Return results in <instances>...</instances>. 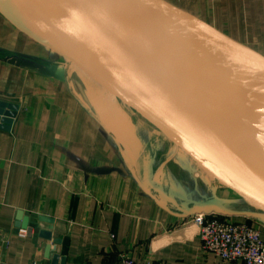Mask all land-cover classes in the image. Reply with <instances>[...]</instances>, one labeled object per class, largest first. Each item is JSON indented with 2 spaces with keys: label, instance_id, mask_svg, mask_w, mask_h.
Wrapping results in <instances>:
<instances>
[{
  "label": "crops",
  "instance_id": "0c3cea01",
  "mask_svg": "<svg viewBox=\"0 0 264 264\" xmlns=\"http://www.w3.org/2000/svg\"><path fill=\"white\" fill-rule=\"evenodd\" d=\"M156 1L180 9L201 34L214 36L213 27L264 56V0ZM13 55L61 67L63 76L11 64ZM0 100L19 107L11 130L0 128V264H113L123 252L141 264H244L202 249V215L212 212L248 222L264 238V217L220 210L252 208L92 73L2 11Z\"/></svg>",
  "mask_w": 264,
  "mask_h": 264
},
{
  "label": "water",
  "instance_id": "95a60500",
  "mask_svg": "<svg viewBox=\"0 0 264 264\" xmlns=\"http://www.w3.org/2000/svg\"><path fill=\"white\" fill-rule=\"evenodd\" d=\"M162 3L175 14H182L172 4L165 1ZM108 7L116 9L114 6ZM0 11L19 26L47 40L65 56L92 73L182 147L210 175L225 183L229 189L234 186L238 192L233 193L245 196V201L252 208L234 211L219 204L220 210L231 214L264 217V151L257 139H263L264 136L246 138L235 133L233 128L242 124L236 122L239 121L238 117L236 121L233 119L235 114L231 111L234 103L230 99L231 92L216 89L217 86L200 84L199 81L196 82L197 79L194 80L195 74L182 71L171 62L154 58L148 53V47L139 46L141 42L138 36L132 35L116 22V15L111 17L118 25L101 16L94 8H87V16L75 9L69 16H60V6L48 0H2ZM209 28L213 30L215 37L226 41L228 49H246L250 59L254 57L259 60L258 66L264 72L262 54L213 27ZM172 40L185 43H175V48H185L187 42H192L189 37L184 36ZM164 41L170 46L174 44L165 38L160 40L162 43ZM195 48L204 49L203 52L210 57V47L207 44H199ZM233 56L238 64L244 65L240 63L241 56ZM218 57L219 55L215 58ZM8 62L44 74L63 76L61 67L43 64L27 55H13L8 58ZM204 93L211 99L202 100L200 97ZM18 108L16 104L0 100L1 129L11 130ZM209 210L211 208L206 206L193 209V213ZM29 222L28 217L24 220L23 227L29 228ZM45 237L51 238V235L46 232ZM56 257L57 255L55 259Z\"/></svg>",
  "mask_w": 264,
  "mask_h": 264
},
{
  "label": "rangeland",
  "instance_id": "374dc122",
  "mask_svg": "<svg viewBox=\"0 0 264 264\" xmlns=\"http://www.w3.org/2000/svg\"><path fill=\"white\" fill-rule=\"evenodd\" d=\"M109 5L112 7H116L117 10L113 8L110 9L108 6L104 8H93L98 11L101 16L105 17L113 23L117 22L132 35L135 34L136 36H138V39L142 44H139V46L144 47L145 45L146 48L148 47V50L150 52H153L160 56L163 61H166L168 63L171 62L174 66L180 68L182 71H188L192 74H195L196 76H194V80L197 79L196 82L199 81L200 84H203L205 86H217L218 88L216 87V89L227 90V92H231L232 96L230 99L239 105L238 108L240 110H243V112H241V116H239V114L237 115L238 119L240 121L242 118L246 119V124L249 125L253 130L255 129L254 123L250 119L249 115L247 117L246 114V101L248 102V105L249 103H251L248 109L252 110V114H254L253 117L258 120L260 126L264 127V99L259 101L258 103H255V100H253L252 98L259 100L261 97L259 98L250 95L255 91L253 87L256 84H262V86L264 85V77H262L260 71H257L254 66H251L248 63H246V66L238 64V61H236L233 55L241 57L243 55H239L235 51H232V49H228V47H226V41L213 36V33L209 31L206 32L204 28L203 29L205 33L201 34L199 31H201L200 29L202 27L196 24L193 19H186L184 16L172 14L173 12H168L167 8L164 5H161V3L156 0H113V2ZM111 15L117 16L116 22L113 20ZM162 31L166 32V36L168 38L171 37V39H179V37L181 38L184 36L189 37L192 42H187V46H185V48L172 47L165 41L163 43L160 42V40L165 37V35L164 37L162 36ZM145 32L147 34H145ZM180 42L174 43H178L180 45L185 44ZM199 44H207L210 47V57L205 52H202V49L195 48ZM217 55H219V57L215 58L217 57ZM218 59L219 67L218 69H216L217 67H214V63L216 60L218 61ZM250 61L254 62L253 64L257 65L258 67L259 60L257 58L253 57L252 59H250ZM226 68L229 70V74H225L221 79H218L217 73L219 71L217 70H225ZM245 72L246 74H244ZM248 73L254 75L255 77L250 79L248 77ZM244 79L246 80V83L242 81ZM254 132H256V130H254ZM257 139L260 141V145H262L261 148L264 151V138L262 139L261 137H258ZM221 183L222 182H220V184ZM222 184L225 185V183ZM229 191L231 193L238 192V190L234 186H230ZM226 193L229 194L228 191ZM233 195L236 196L235 193ZM237 197L245 201V196ZM246 199H248V197H246ZM247 204L248 203L246 202V205ZM222 205L231 210L240 211L242 210L240 209V207H242L243 204L241 205L237 203L235 208H230L234 207L232 205Z\"/></svg>",
  "mask_w": 264,
  "mask_h": 264
},
{
  "label": "built area",
  "instance_id": "2783aa9c",
  "mask_svg": "<svg viewBox=\"0 0 264 264\" xmlns=\"http://www.w3.org/2000/svg\"><path fill=\"white\" fill-rule=\"evenodd\" d=\"M27 230L20 232L26 235ZM202 249L229 261L264 264V238L260 229L248 222H235L221 213L202 215L200 228ZM113 264H141L123 252Z\"/></svg>",
  "mask_w": 264,
  "mask_h": 264
},
{
  "label": "bare ground",
  "instance_id": "6f19581e",
  "mask_svg": "<svg viewBox=\"0 0 264 264\" xmlns=\"http://www.w3.org/2000/svg\"><path fill=\"white\" fill-rule=\"evenodd\" d=\"M161 31V30H160ZM162 36L164 37V35H165V37L164 38H166V40H172L171 39V37L170 38H168L166 35V32L165 31H162ZM145 34H147L146 32H145ZM151 35V34H150ZM169 35H171V34H169ZM147 36H149V35H147ZM155 37V36H154ZM151 38V37H150ZM173 38V37H172ZM153 39V38H152ZM155 39V38H154ZM158 39V38H157ZM152 41V40H151ZM177 41V40H176ZM173 42V41H172ZM178 42H180V41H178ZM156 43H158V42H156ZM181 43V42H180ZM178 44V43H177ZM177 44H171L172 46H174V47H176V45ZM182 45V44H181ZM212 48V47H211ZM204 51V49L202 50V52ZM218 51V50H217ZM234 51L237 53V54H239V55H244V58H246V59H248L249 61V64L251 65V66H254V68L257 70V71H261V74H262V77H264V72H262L263 71V69L262 68H260L259 66L257 67V65H254L253 63H251V61H250V55L247 53L246 54V49H240V48H235L234 49ZM148 53L149 54H151L152 56H154V58H156L157 60H159V61H162V58H160V56H158L157 54H155V53H153V52H150V51H148ZM246 55V56H245ZM243 57V56H242ZM240 63H242V62H240ZM245 65V64H244ZM214 67H217L216 69H218V67H219V62H216L215 61V63H214ZM227 69V68H226ZM217 70V71H219L218 73H217V78H219V79H221L225 74H228V72H229V70L227 69V70ZM244 74H246V72L244 73ZM246 77V76H245ZM250 79H252V78H254L255 76L254 75H250V76H248ZM244 83H246V80L244 79V80H242ZM257 83H259V82H257ZM254 89H255V91L253 92V93H251L250 95H253V96H255V97H261L259 100L258 99H254V98H252L253 100H255V103H258L259 101H261V100H263L264 99V85L262 86V84H256L254 87H253ZM203 89H205V88H203ZM251 89V88H250ZM253 90V89H252ZM207 91V90H206ZM249 92V91H248ZM205 95V96H204ZM204 95H203V97H200L202 100H206L207 98L210 100L211 98L209 97V95H207L206 93H204ZM208 100V101H209ZM263 104H264V101H263ZM250 105H251V103H249V105H248V102L246 101V106H247V117H248V115H249V117H250V119L252 120V122L254 123V127H255V129H253L252 130V128L249 126V125H247L246 124V119H243L242 118V120L240 121H236V120H238L237 119V115L239 114V116H241L242 114H241V112H243V110H240L239 108H238V104H236V102H234V103H232V107H231V111H232V113L233 114H235V116L233 117V119L236 121V122H238V123H240V124H242L241 126H238L237 128L236 127H234L233 129H234V131H235V133L238 135V136H240V137H244V136H246V138H252V137H255V136H260V135H263L264 136V127H262V126H260V124L258 123V120H256L254 117H253V115L254 114H252V110L251 109H248L249 107H250ZM256 106V105H255ZM248 110H249V113H248ZM245 124H246V126H245ZM254 130H256V132H254Z\"/></svg>",
  "mask_w": 264,
  "mask_h": 264
},
{
  "label": "snow or ice",
  "instance_id": "6c2138e0",
  "mask_svg": "<svg viewBox=\"0 0 264 264\" xmlns=\"http://www.w3.org/2000/svg\"><path fill=\"white\" fill-rule=\"evenodd\" d=\"M48 2L60 6V16H69L74 9L83 16H87V8H104L111 4L113 0H48Z\"/></svg>",
  "mask_w": 264,
  "mask_h": 264
}]
</instances>
